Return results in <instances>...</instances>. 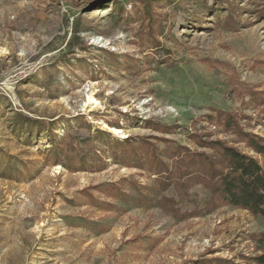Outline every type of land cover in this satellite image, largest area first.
I'll return each mask as SVG.
<instances>
[{
	"label": "rangeland",
	"instance_id": "obj_1",
	"mask_svg": "<svg viewBox=\"0 0 264 264\" xmlns=\"http://www.w3.org/2000/svg\"><path fill=\"white\" fill-rule=\"evenodd\" d=\"M251 135L264 0H0V264H255L204 167Z\"/></svg>",
	"mask_w": 264,
	"mask_h": 264
},
{
	"label": "trees",
	"instance_id": "obj_2",
	"mask_svg": "<svg viewBox=\"0 0 264 264\" xmlns=\"http://www.w3.org/2000/svg\"><path fill=\"white\" fill-rule=\"evenodd\" d=\"M247 139L251 148L264 155L263 139L252 135ZM222 149L227 160L223 169L225 172L214 170L210 162L204 166H208V170L213 172L212 176L218 179L212 183L211 190L218 193L223 203L247 209L255 217L264 220V168L257 159L236 148L224 146ZM190 160L197 165L203 163L193 158ZM256 241L261 252L253 261L255 264H264V229L257 235Z\"/></svg>",
	"mask_w": 264,
	"mask_h": 264
},
{
	"label": "bare ground",
	"instance_id": "obj_3",
	"mask_svg": "<svg viewBox=\"0 0 264 264\" xmlns=\"http://www.w3.org/2000/svg\"><path fill=\"white\" fill-rule=\"evenodd\" d=\"M87 102L88 104L96 107L98 105V102L96 101V99L93 97V95H89L88 98H87ZM86 102V103H87ZM104 129L114 133V134H122L123 135V132L120 130V129H117V128H112V127H109L107 125H104L103 127Z\"/></svg>",
	"mask_w": 264,
	"mask_h": 264
}]
</instances>
